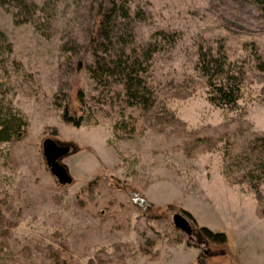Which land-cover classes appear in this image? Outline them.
Instances as JSON below:
<instances>
[{"label":"rangeland","instance_id":"1","mask_svg":"<svg viewBox=\"0 0 264 264\" xmlns=\"http://www.w3.org/2000/svg\"><path fill=\"white\" fill-rule=\"evenodd\" d=\"M32 1L41 7L34 23L14 21L0 5L10 45L0 51V96L27 122L0 143V264H264V184L257 202L222 175L225 145L234 154L252 133L264 135V82L253 55L264 57V8L256 0L129 2L132 13L143 12L133 21L135 44L154 30L175 37L159 41L147 78L155 114L163 106L178 119L169 123L154 110L122 108L118 87L93 88L85 64L97 0ZM217 42L244 70L234 109L207 100L193 67L196 45ZM63 99L84 123L61 120L53 101ZM197 137L215 146L193 147ZM45 138L71 144L61 159L69 183L47 170ZM176 212L192 223L190 236L173 226ZM200 226L223 232L225 242L209 241Z\"/></svg>","mask_w":264,"mask_h":264},{"label":"trees","instance_id":"2","mask_svg":"<svg viewBox=\"0 0 264 264\" xmlns=\"http://www.w3.org/2000/svg\"><path fill=\"white\" fill-rule=\"evenodd\" d=\"M131 0H97L94 7L91 31L87 39L89 60L85 69L93 88L101 90L113 89L114 95L121 101V107H131L144 111L154 110L151 114L162 122H177L178 119L161 106L160 116L155 114L154 94L147 84L153 54L161 47L160 43L172 44L174 34L163 30H154L150 40L145 44H135L133 21L141 19L143 12L129 8ZM264 8V0H256ZM0 5L10 10L16 22L34 23L36 14L40 11L39 4L32 0H0ZM0 51H10V45L0 32ZM254 67L261 74L264 82V57L256 52ZM194 69L203 78L206 87V98L214 106L234 109L240 96V85L244 70L239 64L230 63L221 42L215 45L198 43L195 49ZM264 85V83H263ZM176 95V94H172ZM76 100L83 108L84 95L81 90L76 92ZM59 108L61 120L71 126H79L86 121L82 113L75 114L67 99L54 100ZM27 122L24 116L14 108L8 100L0 96V143L12 141L18 133L24 131ZM119 124H124L122 118L114 121L112 131L115 133ZM132 128V122H129ZM55 133V129H53ZM199 144L202 150H211L215 144L205 138H195L193 147ZM222 175L229 184H245L253 193L254 199H262L260 185L264 184V135L252 133L240 150L230 154L225 145L222 151ZM147 206L151 204L146 202ZM264 214V210L260 209ZM186 216L191 214L182 209ZM199 233L213 243L225 242V234L212 231L205 226L199 227ZM142 253L156 256L149 250L141 248ZM59 258V257H58ZM56 261V260H55ZM101 264V263H97Z\"/></svg>","mask_w":264,"mask_h":264},{"label":"water","instance_id":"3","mask_svg":"<svg viewBox=\"0 0 264 264\" xmlns=\"http://www.w3.org/2000/svg\"><path fill=\"white\" fill-rule=\"evenodd\" d=\"M71 152H73L71 144L53 138H45L41 143L44 164L59 184H67L71 181L66 165L61 162V159ZM171 222L175 228L186 235L190 236L193 233L192 223L181 213H173Z\"/></svg>","mask_w":264,"mask_h":264}]
</instances>
